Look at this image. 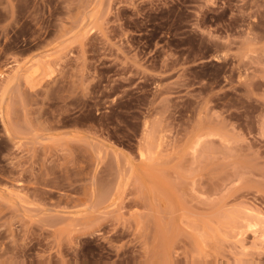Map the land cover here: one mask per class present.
I'll return each instance as SVG.
<instances>
[{"label":"rangeland","instance_id":"rangeland-1","mask_svg":"<svg viewBox=\"0 0 264 264\" xmlns=\"http://www.w3.org/2000/svg\"><path fill=\"white\" fill-rule=\"evenodd\" d=\"M0 264H264V0H0Z\"/></svg>","mask_w":264,"mask_h":264}]
</instances>
